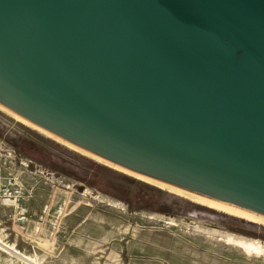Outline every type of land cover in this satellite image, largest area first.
I'll list each match as a JSON object with an SVG mask.
<instances>
[{
    "label": "water",
    "instance_id": "water-1",
    "mask_svg": "<svg viewBox=\"0 0 264 264\" xmlns=\"http://www.w3.org/2000/svg\"><path fill=\"white\" fill-rule=\"evenodd\" d=\"M0 103L264 217V0H0Z\"/></svg>",
    "mask_w": 264,
    "mask_h": 264
},
{
    "label": "rangeland",
    "instance_id": "rangeland-1",
    "mask_svg": "<svg viewBox=\"0 0 264 264\" xmlns=\"http://www.w3.org/2000/svg\"><path fill=\"white\" fill-rule=\"evenodd\" d=\"M0 105V244L17 249L14 255L0 246V264H264V223L98 161ZM23 145L39 159L24 154ZM119 174L158 188L161 210L130 209L93 186L99 177L119 181ZM4 187L20 188L14 205L2 202Z\"/></svg>",
    "mask_w": 264,
    "mask_h": 264
},
{
    "label": "trees",
    "instance_id": "trees-1",
    "mask_svg": "<svg viewBox=\"0 0 264 264\" xmlns=\"http://www.w3.org/2000/svg\"><path fill=\"white\" fill-rule=\"evenodd\" d=\"M21 151L26 155H31L39 159V157L31 154L26 145L22 146ZM97 167L99 170L105 172L109 171V169L103 165H97ZM117 178L119 181L99 177V182L97 185L93 184V186H96L97 189L108 195L124 201L128 204L130 209H144L150 211L161 210L159 206L160 196L158 195V188L124 174H119Z\"/></svg>",
    "mask_w": 264,
    "mask_h": 264
},
{
    "label": "bare ground",
    "instance_id": "bare-ground-1",
    "mask_svg": "<svg viewBox=\"0 0 264 264\" xmlns=\"http://www.w3.org/2000/svg\"><path fill=\"white\" fill-rule=\"evenodd\" d=\"M0 108H3V107H1V105H0ZM7 112H9V111H7ZM9 113H12V112H9ZM12 115H15L18 119H20L21 121H23V122H25V123H27L29 125L31 124V126H32V124H33V126L36 125V124L32 123L31 121L23 118L22 116L20 117L19 114H18L19 116L16 115V114H12ZM36 126H38V125H36ZM39 127L40 126H38L39 130L40 129L41 130L44 129L42 127H40V128ZM44 130H46V129H44ZM44 130H42V131L45 132ZM47 131L48 130H46V132ZM48 132L51 133L50 131H48ZM49 133H48V135H49ZM56 137H58V136H56ZM60 139H62V138H60ZM65 143L67 144V142H65ZM68 143H70V142H68ZM70 144H72V143H70ZM72 145H74V144H72ZM72 145H70V146H72ZM78 149H80L81 151H83L84 153H86L87 155H89L90 157H92V158H94V159H96L98 161H101V162H103L105 164L113 166V167H115V168H117V169H119V170H121V171H123L125 173L133 175V176H135V177H137V178H139L141 180H144V181H146L148 183H151V184L160 186L162 188L168 189L170 191L179 193L181 195L187 196V197L191 198V200L193 199L194 201H197L199 203H202V204H205L207 206L213 207L215 209L223 211L224 213L232 214V215H235V216H238V217H242V218H245V219H247L249 221L258 222V223H264V217L263 216L257 215L255 213H252V212H249V211H246V210H243V209L228 205L226 203H223V202H220V201H217V200H214V199H211V198H208V197H205V196H202V195L190 192V191H187L185 189L173 186L171 184L156 180V179L151 178L149 176L137 173V172H135L133 170H130V169H127V168H125L123 166L115 164V163H113V162H111V161H109V160H107V159H105V158H103V157H101V156H99V155H97L95 153H92L90 151L84 150L82 148H78ZM38 243L43 245V246H46V240H38ZM0 246L4 247L11 254H14V255L17 254V249L14 247V244H12V243L8 244L6 242H3V243L0 244Z\"/></svg>",
    "mask_w": 264,
    "mask_h": 264
},
{
    "label": "built area",
    "instance_id": "built-area-1",
    "mask_svg": "<svg viewBox=\"0 0 264 264\" xmlns=\"http://www.w3.org/2000/svg\"><path fill=\"white\" fill-rule=\"evenodd\" d=\"M18 182L15 181V179H13L12 183H10L11 186H17ZM4 198L2 200V202L4 204L7 205H14V199L18 200L20 198V188H16V189H11L8 187H4Z\"/></svg>",
    "mask_w": 264,
    "mask_h": 264
},
{
    "label": "crops",
    "instance_id": "crops-1",
    "mask_svg": "<svg viewBox=\"0 0 264 264\" xmlns=\"http://www.w3.org/2000/svg\"><path fill=\"white\" fill-rule=\"evenodd\" d=\"M155 262L156 263H154V261H151V260H149V261H143V260H135V259H132L127 264H164L163 261H155Z\"/></svg>",
    "mask_w": 264,
    "mask_h": 264
}]
</instances>
